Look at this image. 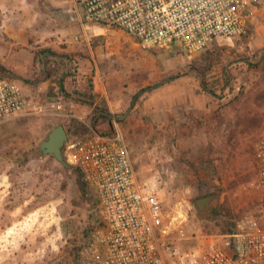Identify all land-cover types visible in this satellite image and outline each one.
<instances>
[{
    "label": "rangeland",
    "instance_id": "1",
    "mask_svg": "<svg viewBox=\"0 0 264 264\" xmlns=\"http://www.w3.org/2000/svg\"><path fill=\"white\" fill-rule=\"evenodd\" d=\"M26 1L43 15L24 26L27 35L20 44L0 36L7 69L26 80L19 81L24 110L0 125V264L79 263L85 232L91 239L96 231L97 194L88 187L89 199L82 198L78 171L66 161L65 147L89 138L88 128L121 135L138 177L156 184L164 220L183 230L186 244L206 247L226 234L227 223L235 227L244 217L264 228V192L251 186L254 145L264 136L260 16L255 14L245 36L198 54L144 50L110 29L90 44L98 50L100 82L88 76L87 88L79 86L76 64L60 96L55 81L62 68H48L52 76L45 80L34 53L55 40V34L41 35L70 31L75 21H63L55 14L57 6L49 7L51 0ZM63 101L69 104L65 114L54 115L51 102ZM73 105L78 111L82 105L93 109L82 116ZM56 125L68 136L63 148L68 167L38 152ZM211 195H219L212 209L198 214L195 200Z\"/></svg>",
    "mask_w": 264,
    "mask_h": 264
},
{
    "label": "built area",
    "instance_id": "2",
    "mask_svg": "<svg viewBox=\"0 0 264 264\" xmlns=\"http://www.w3.org/2000/svg\"><path fill=\"white\" fill-rule=\"evenodd\" d=\"M82 29H118L144 50L198 54L245 36L264 0H72ZM75 11V10H74ZM25 107L22 85L0 77V125ZM68 143L66 161L97 194L101 226L78 264H264V228L253 217L206 247L168 225L156 184L140 179L119 133ZM251 186L264 192V136L253 150Z\"/></svg>",
    "mask_w": 264,
    "mask_h": 264
},
{
    "label": "crops",
    "instance_id": "3",
    "mask_svg": "<svg viewBox=\"0 0 264 264\" xmlns=\"http://www.w3.org/2000/svg\"><path fill=\"white\" fill-rule=\"evenodd\" d=\"M62 2L63 3L61 4V2H59L58 0H51L48 5L49 7L57 6L54 7V9L57 8L58 11L55 12V14L59 13L58 16L64 19L63 20L59 17L60 20L65 21V19H68V21H75V14L77 13V10L74 7L73 1L63 0ZM34 6L35 3L27 2L26 0H0V36L15 39V41L17 42L13 43V45L20 44L22 42V38L27 35L25 27H28L33 22H35L37 20V16L41 17L43 15L42 11L33 10ZM60 8H62V10H59ZM255 14L260 16V18L264 20V2L261 3L259 7L255 10ZM261 24L264 27V21H262ZM72 28L73 29H70V31H62L56 29L55 33L50 32V34L48 32H45L47 34L41 36L55 34V40L51 39L49 40V42L46 41L48 43L42 44L41 48L48 49L51 52L57 54L72 55L74 61H76V64L79 66V72H81V75L76 77V82H78L79 86L87 88L84 79L88 76L92 79L91 82L94 84H97V81L100 82L101 79V75L98 72L97 63L98 50L97 48H92L90 44L96 42L98 40V36H105L104 32H108V30L110 29L98 26H89L87 30H84L81 28L80 25H78L77 21L72 24ZM121 32L124 33L123 31ZM63 38H65V46L60 45V43L64 40ZM20 54L21 53L19 52L14 53L13 55L18 56ZM6 56L7 52L4 49H1L0 64L8 68L7 66L9 58ZM93 70L95 71L93 72ZM16 74H19V71ZM67 78L68 77L63 78L64 91L67 90L65 88V83H67V80L65 81V79ZM93 90V92H97V89L93 88ZM54 105L56 107V111L53 114L58 116H63L65 114V111L67 110L66 107L69 106L66 101H63L62 103L51 102V106L54 107ZM81 108L78 111L77 105H73L74 111H76L77 113L81 112L82 116H87V114L92 112L93 109L92 106L90 107V105L88 107L82 105Z\"/></svg>",
    "mask_w": 264,
    "mask_h": 264
},
{
    "label": "trees",
    "instance_id": "4",
    "mask_svg": "<svg viewBox=\"0 0 264 264\" xmlns=\"http://www.w3.org/2000/svg\"><path fill=\"white\" fill-rule=\"evenodd\" d=\"M261 59L264 60V48L261 51ZM34 60H35V64L39 67V70L41 71V74L43 75L44 79H48L52 76L50 69L48 68H56V71L58 68H62L63 73L57 77L56 79V85L58 86V94L60 96H64L65 91L63 90V78L68 77V76H73L76 71V63L72 57V55L69 54H57L54 52H51L48 49H42L36 53H34ZM0 77L2 78H7L10 80H14V81H22V82H26V80L24 78H22L21 76H19L18 74L14 73L13 71L7 69L6 67L0 65ZM201 85H204V82L202 81ZM203 90L207 91L209 94H213L210 91H208V89L203 86L202 87ZM151 89V88H149ZM145 89H142L137 96L143 92ZM147 90V89H146ZM90 104V103H89ZM92 105V104H91ZM95 111V109H94ZM104 112H102L103 114ZM102 117H109V114L107 113L106 115H102ZM75 168V167H74ZM76 170L78 171V183H79V189L81 192V196L83 199H89V192H88V185L87 183L84 181L83 176L81 174V172L76 168ZM97 212V211H96ZM213 212H217L216 210H214ZM226 218V217H225ZM224 218V219H225ZM96 229L99 228L101 226L100 223V219L97 218L96 219ZM231 225L232 228H230L229 226ZM228 224L226 226V229L223 230V232H225L226 234L233 232L234 230V224ZM85 236L87 237V242L86 245L90 243L91 239L88 236V231L85 232ZM85 245V246H86Z\"/></svg>",
    "mask_w": 264,
    "mask_h": 264
},
{
    "label": "water",
    "instance_id": "5",
    "mask_svg": "<svg viewBox=\"0 0 264 264\" xmlns=\"http://www.w3.org/2000/svg\"><path fill=\"white\" fill-rule=\"evenodd\" d=\"M68 142V136L65 128L62 125H56L47 135L38 147V152L41 157L52 156L57 162L65 167L68 164L63 158V148ZM219 195H211L195 200L194 205L197 213H203L211 210L215 202L218 200Z\"/></svg>",
    "mask_w": 264,
    "mask_h": 264
}]
</instances>
